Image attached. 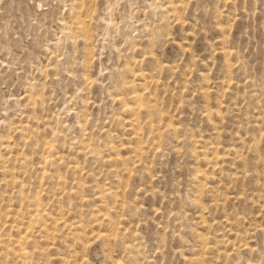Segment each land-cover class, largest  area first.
I'll return each instance as SVG.
<instances>
[{"label":"rangeland","instance_id":"374dc122","mask_svg":"<svg viewBox=\"0 0 264 264\" xmlns=\"http://www.w3.org/2000/svg\"><path fill=\"white\" fill-rule=\"evenodd\" d=\"M0 264H264V0H0Z\"/></svg>","mask_w":264,"mask_h":264}]
</instances>
